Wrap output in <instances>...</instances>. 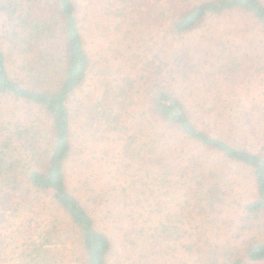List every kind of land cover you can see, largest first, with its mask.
<instances>
[{
  "label": "trees",
  "instance_id": "16d2710c",
  "mask_svg": "<svg viewBox=\"0 0 264 264\" xmlns=\"http://www.w3.org/2000/svg\"><path fill=\"white\" fill-rule=\"evenodd\" d=\"M235 15L264 36V0H0V264H109L131 236L138 184L183 188L131 237L139 263L161 264L184 244L190 264H264V139L239 145L205 121L256 135L252 110L242 116L220 89L238 83L250 53L233 42V20L205 42L185 37ZM152 25L184 41L146 57L127 51ZM100 34L119 74L84 93L88 39ZM141 79L149 95L139 103ZM236 168L255 190L223 237L210 225ZM130 169L138 178L121 181Z\"/></svg>",
  "mask_w": 264,
  "mask_h": 264
},
{
  "label": "rangeland",
  "instance_id": "374dc122",
  "mask_svg": "<svg viewBox=\"0 0 264 264\" xmlns=\"http://www.w3.org/2000/svg\"><path fill=\"white\" fill-rule=\"evenodd\" d=\"M232 20L233 26L235 28V31L232 35L233 42L235 44H241L243 46L242 50L246 49V52L250 53V55L249 58H246L245 65L241 71L238 83H236V85H230L231 82H229V86L227 85L220 89H222L223 92L228 96H231L230 98L235 105H239L241 109L240 111H243L242 116H249V113L252 110V115H250L251 121L248 123V126L251 125L252 128H255L256 135H253L251 131L246 129H241L239 131L237 126L234 128L231 126H225L224 123H220L219 120H217V127L214 128V126H216V120L211 119L208 116L205 117V121L211 124L212 129H215L217 132H227L229 136L236 138L237 140L234 141H236L239 145L251 144L253 145L252 147L257 149L262 143L259 140H261V138L262 140L264 139V67H260V65L264 64V36L261 34L258 28H255L250 22H248L247 18L235 15L219 17L218 21L207 20L199 24V26L194 31L188 33L185 35V37L205 42L203 39L204 36H207L212 32H218V30L224 26H227ZM164 26L165 25H163L162 28H159L156 25H152L151 27L147 28L145 31L139 34L137 38H135L134 42L130 41L131 46L127 51L138 52L146 57L151 56L161 48L168 49L170 45H175L178 42L184 41L181 40L183 37L181 38L180 36L170 34ZM88 34L93 35L91 32ZM102 36L103 34H100V40L98 39L97 43H93L94 40L96 41L93 36L89 37L88 39L91 41L89 50L92 57L93 66L82 88L84 93H100V91H102V84L107 81L108 76H110L109 74H119L116 72L115 66H111V64L118 65L119 61L114 60L111 57V53L108 50L109 42L105 40V42H103ZM140 68L141 67L139 66L137 67L138 70H140ZM134 72L135 70L133 69L131 74H134ZM142 72L143 71L141 70V73ZM128 74H130V72H128ZM148 88L149 87L147 83H144V80L141 79L136 89L138 92L137 97L139 99V103L147 100L149 95L147 93ZM84 93L82 94L84 95ZM217 94L218 89L214 88L212 97H214V100L218 99L219 101H222L223 99L218 98ZM212 99L213 98H211V100ZM245 120L246 117H243V121ZM76 130L77 132H80L81 130L78 123L76 124ZM253 140L254 142H252ZM96 156H100L99 152L96 154ZM114 158L116 160V157ZM118 161L119 160H117V162ZM97 162L98 161H96L95 164ZM102 162L103 164L108 163L105 158H103L101 163ZM110 163L111 162L109 161V164ZM235 173L236 176L231 180L235 184L233 195L227 197L226 202L220 208V211L214 215H218V217L212 218L213 224L210 225V228L213 230V232L223 234V237L233 234L232 231L236 228L238 224V218L242 212V205L254 194L255 190L252 178L246 170L243 168H236ZM130 174L131 175L126 173L122 174L121 181H132V179L138 178V176H136L137 174H133L132 169H130ZM132 185L133 184H130V186ZM147 187L145 188L138 184L136 187H131L129 190L130 192H133L131 194L135 196V211L133 215L135 217L133 218V221L130 222L129 226V230H131L132 233L131 236L127 237L128 239L122 238L120 241L122 245H120V242L117 243L116 251L111 257L109 264H132L133 261L136 262L135 264H160V262H156L160 260L159 256L156 254V256H150L148 260L145 261V263H139V259H136L134 247H131L132 242H130V239L132 236L136 237L142 225L149 226L153 223V220L150 218L157 213L159 208H164L165 206V209H167L168 205L171 207V205L174 206L177 202H179L181 200L180 195L183 192V188H181L179 185H176L175 187L149 185ZM165 209H163V211ZM137 220H139L138 224L136 223ZM134 221L135 223H133ZM133 240L137 243V239ZM138 242H140V238L138 239ZM186 242L187 241H182L181 243ZM178 249V253L176 252L174 254L175 256L166 255L167 258L162 259L164 261H162L161 264H183L184 260L190 264L191 259L189 258V253L187 252L185 245L179 244ZM63 264L76 263L67 260Z\"/></svg>",
  "mask_w": 264,
  "mask_h": 264
}]
</instances>
